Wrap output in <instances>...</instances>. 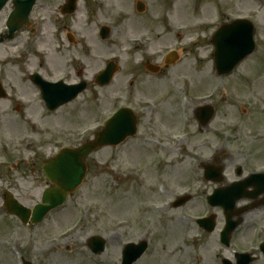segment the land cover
Wrapping results in <instances>:
<instances>
[{"label": "rangeland", "instance_id": "rangeland-1", "mask_svg": "<svg viewBox=\"0 0 264 264\" xmlns=\"http://www.w3.org/2000/svg\"><path fill=\"white\" fill-rule=\"evenodd\" d=\"M191 1L188 0V5ZM249 11L255 16L257 50L233 75L222 79L227 89L229 84L234 87L236 101L238 97L240 100L232 101L231 93L228 97L224 94L220 100L224 112L241 113L240 118L229 116L228 119L244 121V128L262 125L264 121L261 109L264 104V0H253ZM177 12L183 15L179 6ZM173 19L178 21L181 17L175 14ZM171 43L172 39H160L158 49L164 45L169 48L165 53L169 52L176 47L175 38L172 47ZM183 51L178 63L166 74L150 78L148 87L133 89L141 100L150 99L157 104L153 111L143 107L137 111L138 116L141 115V133L137 138L117 149L103 147L92 153L86 159L88 171L82 187L40 225H24L7 212L6 189L27 207L33 208L39 203L49 184L42 173L34 174L26 162L36 156L48 159L68 146L65 135L72 130L78 133L74 146L93 140L95 131L103 126L108 97L118 91L125 79L119 76L109 87L101 88L88 76L92 82L89 89L55 115L45 113L41 128L0 127V264H19L20 258L34 264H120L124 247L141 241L149 242V249L137 264H222L219 255L230 257L235 250L256 242L254 228L264 225V219L256 221L251 215L235 235L233 247L223 251L215 235L200 237L196 224L188 220L193 218L192 214L202 213L198 203L190 200L178 208L171 206L176 196L186 192V186L192 184L188 171L197 159L191 155V150L186 153L188 145L183 142L169 144L167 149L163 146L169 140L165 139L167 135L182 132L184 88H193L192 81H186L185 69L193 75L201 72L205 79H210L209 74L213 72V61L208 57L211 49L185 46ZM131 52L134 50L127 48L121 61L132 62ZM99 55L100 59L92 61L90 74L104 66V59ZM197 55L202 56L200 63L193 60ZM202 91L207 94L209 88ZM159 110L156 126L168 134L154 137L149 127L151 118ZM230 110L234 112H228ZM30 113H37L39 119L42 116L37 108ZM187 114L190 113L186 109ZM219 119V127H225V115ZM87 129L91 132L85 135ZM191 130L197 141L200 137L195 121L191 122ZM25 142L29 149L22 147ZM5 143H9V151L3 154ZM9 161H14L16 166L9 168ZM21 162L25 163L18 167ZM95 236L107 242L106 252L99 257H94L88 248L89 240ZM254 264H264L263 257Z\"/></svg>", "mask_w": 264, "mask_h": 264}, {"label": "flooded vegetation", "instance_id": "flooded-vegetation-1", "mask_svg": "<svg viewBox=\"0 0 264 264\" xmlns=\"http://www.w3.org/2000/svg\"><path fill=\"white\" fill-rule=\"evenodd\" d=\"M251 2L253 0H192L188 5V0H0V127L43 126L47 112L46 82L57 85V91L86 84L87 91L92 83L88 81L91 64L93 59L101 58L99 53L108 62L117 58L114 61L122 63L114 78L125 79L113 94L119 96L118 105L139 111L142 100L133 89L148 87L150 78L162 76L173 67L166 65L168 47L161 45L158 49L160 39H172L171 47L175 38V42L187 47L212 49L215 34L224 26L243 18L254 20V13L249 11ZM177 6L183 15L177 12ZM175 14L181 19L174 21ZM176 27L186 30L176 34ZM230 32L225 30L223 36ZM132 38H139L137 47H132ZM127 48L134 50L131 52L133 61L129 63L120 59ZM201 58L197 55L193 60L199 63ZM213 68L210 79H205L201 72L195 73L196 77L185 69L186 81H192L193 88H184L182 133L183 143L188 145L186 153L191 150V155L197 158L188 171L192 181L186 186L192 192L190 202L201 206L202 217L215 214L217 229L221 231L225 225V210L222 206H213L222 205L224 199L209 201L217 191L222 197L232 196L237 201L233 212L241 213L243 225L251 215L256 221L264 218V121L262 125L244 128V121L228 119L241 116L240 112H224L220 106L222 96L228 97V93L232 94V101L238 102L234 87L229 84L227 89L223 76ZM207 88L206 94L202 90ZM113 96L107 99L106 123L115 111ZM186 101L192 107L188 110L187 123ZM153 103L155 108L157 104ZM201 107L208 109L198 113ZM35 108L42 113L40 119L38 112L30 113ZM159 112L150 122V134L154 137L168 134L156 126ZM222 115L227 118L225 127H219ZM192 121L198 127L200 141L195 140ZM171 135L165 137L169 140L164 144H172ZM65 137L70 142L77 141L73 130ZM26 143L22 147L29 149ZM8 144L3 146L4 153L9 151ZM45 160L44 156H36L26 164L34 174L41 175ZM9 162V168L16 166L14 161ZM193 165L196 168H192ZM232 186H238L240 192L230 194ZM218 202L221 204H216Z\"/></svg>", "mask_w": 264, "mask_h": 264}, {"label": "water", "instance_id": "water-1", "mask_svg": "<svg viewBox=\"0 0 264 264\" xmlns=\"http://www.w3.org/2000/svg\"><path fill=\"white\" fill-rule=\"evenodd\" d=\"M243 22H237L232 26L223 27L214 38L215 62L217 70L221 74H229L236 69L247 57L252 55L256 49L254 41V28L251 24L240 25ZM230 34L223 36L224 31ZM115 67L109 68L98 78V85H107L114 74ZM81 91H71L69 89L62 93L56 91H47L46 99L49 107L55 110L60 105L70 102ZM136 119L127 111H122L109 124L108 128L100 133L97 138L90 143L83 145L77 150L64 149L50 163L44 167V172L51 184L55 187L48 189L43 197V204L34 209L32 223H41L46 215L63 205L71 193L75 192L86 177L87 167L84 159L92 152L106 145H119L124 142L128 136H132L136 131ZM257 194V193H256ZM182 199L176 206L184 204ZM6 205L12 215L19 217L24 223L28 222L30 211L18 204L16 201L6 199ZM229 227L225 233L224 242L227 243L233 230L238 226L231 220L233 214L227 213ZM90 248L94 253L99 254L104 251L105 242L101 238H93L90 242ZM147 245L142 243L139 246L129 245L124 252L125 264H133L146 251ZM264 249V248H263Z\"/></svg>", "mask_w": 264, "mask_h": 264}]
</instances>
